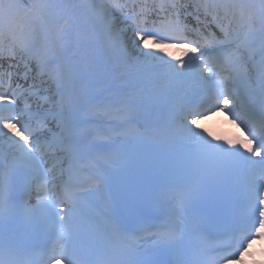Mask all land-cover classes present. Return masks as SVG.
<instances>
[{
    "label": "snow or ice",
    "instance_id": "1",
    "mask_svg": "<svg viewBox=\"0 0 264 264\" xmlns=\"http://www.w3.org/2000/svg\"><path fill=\"white\" fill-rule=\"evenodd\" d=\"M254 240L264 0H0V264H243Z\"/></svg>",
    "mask_w": 264,
    "mask_h": 264
},
{
    "label": "bare ground",
    "instance_id": "2",
    "mask_svg": "<svg viewBox=\"0 0 264 264\" xmlns=\"http://www.w3.org/2000/svg\"><path fill=\"white\" fill-rule=\"evenodd\" d=\"M173 51L175 52V50H173ZM161 55H164L166 59H172V58L167 57L166 53H161ZM176 55L178 56L179 53L176 52ZM102 98L103 97H101V99H100V101H98V103H103ZM256 251H257V248H256V245H255V241H253L252 244L248 246V254L245 255L243 263L246 264L247 262L251 261V257L252 256H249V255H252ZM232 264H238V261L234 260L232 262Z\"/></svg>",
    "mask_w": 264,
    "mask_h": 264
}]
</instances>
